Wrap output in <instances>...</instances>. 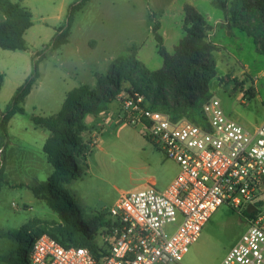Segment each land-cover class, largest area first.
Returning <instances> with one entry per match:
<instances>
[{
	"label": "rangeland",
	"instance_id": "1",
	"mask_svg": "<svg viewBox=\"0 0 264 264\" xmlns=\"http://www.w3.org/2000/svg\"><path fill=\"white\" fill-rule=\"evenodd\" d=\"M9 1L26 6L31 13L32 27L26 32L27 49L22 53L30 60L13 58L10 54L15 51L0 48V68L5 69L0 112L9 102L8 95L26 65L32 70V60L38 58L36 54L50 44L56 29L66 23L68 8L79 0ZM218 1L224 9L215 6L217 0H211V4L209 0H89L74 13L70 45L49 51L38 61L42 83L27 101L25 113L12 117L7 136L0 144L1 230L23 232L29 241L26 232L32 234V227L58 221L57 214L27 188L45 181L53 171L42 149L48 133L36 127L32 117L55 114L60 110L55 98L63 90L94 85L97 73H107L115 59L131 52L148 69H159L163 60L151 28L154 22H159L164 46L172 53L182 37L186 4L205 18L206 40L215 45L216 77L209 83V98H217L224 115L248 130L262 122L264 56L257 53L250 36L228 24L236 0ZM4 21L5 16L0 12V22ZM48 92H53L55 97L46 98ZM120 124L119 130L100 125L84 133L91 141L89 168L82 177L64 185L78 206L77 209L66 202L76 220L86 222L93 215L105 214L120 190H136L149 181L162 190L178 173L177 164L156 149L141 134L139 126ZM242 218V212L221 204L177 264H219L246 231L248 224ZM3 258L25 264L16 243L0 237V264H8Z\"/></svg>",
	"mask_w": 264,
	"mask_h": 264
},
{
	"label": "built area",
	"instance_id": "2",
	"mask_svg": "<svg viewBox=\"0 0 264 264\" xmlns=\"http://www.w3.org/2000/svg\"><path fill=\"white\" fill-rule=\"evenodd\" d=\"M117 97L119 121L139 126L177 164V175L162 190L149 181L118 192L96 235L97 256L41 234L31 241L29 264H177L221 204L242 212L248 226L219 264H264V119L248 130L211 97L202 104L199 125L149 108L136 92Z\"/></svg>",
	"mask_w": 264,
	"mask_h": 264
},
{
	"label": "trees",
	"instance_id": "3",
	"mask_svg": "<svg viewBox=\"0 0 264 264\" xmlns=\"http://www.w3.org/2000/svg\"><path fill=\"white\" fill-rule=\"evenodd\" d=\"M87 1L79 0L68 8L66 23L56 29L50 44L36 54L38 58L32 60L30 74L0 112V144L7 136L9 120L15 114L24 113L22 103L39 77L38 61L45 58L49 51L67 43L73 15ZM215 6L224 9L223 3L218 0ZM183 11L182 37L172 53L164 46L159 22H154L151 28L157 52L163 60L159 69H148L131 52L115 59L107 73H97L94 86L82 84L68 91L56 114L32 117L36 127L49 133L42 149L53 172L45 181L27 188L57 214L58 221L32 227V234L26 232L30 236L29 241L24 238L23 232L0 229L1 238L16 243L25 264H29L32 239L41 234L49 235L64 247H86L98 255L100 249L96 245V235L107 225L105 214L93 215L86 222L76 220L67 209L66 202L77 209L78 206L69 197L64 185L82 177L89 168L91 141L84 137V133L90 132L91 128L85 123V117L97 113L114 100L123 91V82L129 84L128 92L142 95L149 108L166 113L172 120L185 117L195 124L204 125L202 104L209 99V83L216 77L215 45L206 40L208 25L205 18L189 4L184 6ZM0 12L5 16V21L0 22V48L25 51L27 46L23 34L32 25L31 13L19 3L9 0H0ZM229 16L228 24L250 36L257 53L264 56V0H236ZM2 81L3 74L0 73V88ZM2 176L3 166L0 165V183ZM3 260L8 264H17L11 258Z\"/></svg>",
	"mask_w": 264,
	"mask_h": 264
},
{
	"label": "crops",
	"instance_id": "4",
	"mask_svg": "<svg viewBox=\"0 0 264 264\" xmlns=\"http://www.w3.org/2000/svg\"><path fill=\"white\" fill-rule=\"evenodd\" d=\"M89 1V0H88ZM210 1V4H211V0ZM190 5V4H189ZM22 7H25L26 6H22ZM27 9V8H26ZM181 22V21H180ZM32 25L25 30L24 34H23V38L25 40V42L27 41L26 40V32L29 31L31 29ZM71 29V27H70ZM180 29H181V25H180ZM70 36H71V31L69 30V36H68V41L67 43H65L64 45H62L61 47H64V46H68L70 45L71 43V39H70ZM91 41H87V45L90 44ZM76 45V44H74ZM57 50V49H56ZM75 50V49H74ZM19 50H15V52H13L12 54H10L11 56H13V58H18V57H21L22 58H25V60H30L29 56H24L25 54H22L26 51H23V52H18ZM54 51V50H53ZM14 61L12 60V63ZM5 69H3V67L0 68V73L3 74V81H2V84H1V88H0V93L2 92V89H3V86H4V82H5V72H4ZM30 71H31V68L26 65V68L24 69V71L21 73V77L18 79V81L15 83V85L12 87L11 91H10V94L8 95V97L12 96L13 92L16 90V88L23 82V80L30 74ZM42 75L41 73H39V77L37 78V80L35 81V83L33 84V87L30 91V93L25 97L23 103H22V107L24 109V113H25V107H26V104H27V101L30 99V97L32 96L33 92H34V89L37 87V86H40L41 83H42ZM95 82H96V79H95ZM95 85V84H94ZM94 85H90V86H94ZM126 85V86H124ZM78 87V86H76ZM122 87H123V90H126L129 88V84L128 83H122ZM75 88V87H73ZM73 88H70V89H66L65 91L63 90V92L61 93L60 96H63V98L60 96L56 97L55 100H57V105L62 106V103L64 101V98L66 96V93L68 91H70L71 89ZM53 98L55 97L53 95V92H48L45 94V97L46 98H50L52 97ZM62 99V101H61ZM36 104V103H35ZM38 106V105H37ZM34 104H33V108H34ZM59 108V109H60ZM119 110H120V104H119V100H118V97H116L114 100H112L111 102L107 103L105 105V107H103V109H101L100 111H98L97 113L95 114H88L86 117H85V123L92 129L94 130L97 126H104L103 128L106 129L107 126H113L114 128H118V130L122 127V125L120 124L121 122L119 121L118 119V113H119ZM58 112V111H57ZM56 112V113H57ZM55 113V114H56ZM54 115V114H53ZM12 119V118H11ZM10 119V120H11ZM9 120V122H10ZM263 121V120H262ZM8 126H9V123H8ZM48 133V132H47ZM49 136V133L46 135L45 137V140L46 138ZM45 142V141H44ZM53 172V171H52ZM52 174V173H51ZM50 174V175H51ZM49 175V176H50ZM47 176V178L49 177Z\"/></svg>",
	"mask_w": 264,
	"mask_h": 264
},
{
	"label": "water",
	"instance_id": "5",
	"mask_svg": "<svg viewBox=\"0 0 264 264\" xmlns=\"http://www.w3.org/2000/svg\"><path fill=\"white\" fill-rule=\"evenodd\" d=\"M253 209H254V207H253V206H250V207L248 208V210H247V213H251V212L253 211ZM242 220H244V219L242 218Z\"/></svg>",
	"mask_w": 264,
	"mask_h": 264
}]
</instances>
